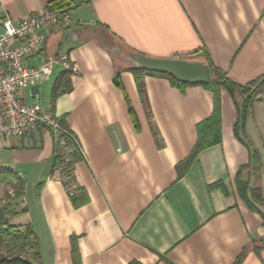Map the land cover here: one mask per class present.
Segmentation results:
<instances>
[{"label":"crops","instance_id":"1","mask_svg":"<svg viewBox=\"0 0 264 264\" xmlns=\"http://www.w3.org/2000/svg\"><path fill=\"white\" fill-rule=\"evenodd\" d=\"M56 1L63 0H0V19L16 22ZM64 1L70 22L46 30L28 64L65 55L75 71L55 65L21 95L75 137L69 182L77 205L61 183L50 131L0 141V175L9 181L0 183V200L20 186L9 199L8 225L32 233L30 263L234 264L243 253L241 264H264L262 219L235 189L244 167L242 176L261 188L264 201V91L249 109L246 146L233 136L237 113L220 89L221 142L184 168L198 124L212 114L213 94L145 74L142 98L126 69L121 88L115 85L117 65L129 67L109 53L204 62L246 85L264 76V0ZM60 76L69 89L53 100ZM253 151L259 165L250 162Z\"/></svg>","mask_w":264,"mask_h":264},{"label":"built area","instance_id":"2","mask_svg":"<svg viewBox=\"0 0 264 264\" xmlns=\"http://www.w3.org/2000/svg\"><path fill=\"white\" fill-rule=\"evenodd\" d=\"M70 11L47 7L16 22L8 18L0 19V141L4 138H21L36 130L50 131L53 135L55 156L63 160L58 167L63 171L61 183L67 195L72 197L76 195L77 188L69 182L72 170L69 166L71 159L67 156L74 149L79 150L78 143L69 131L61 128L58 118L49 110L39 105L27 104L21 95L27 84L43 82V78L55 65L70 72L75 71L74 65L65 55L46 58L35 66L28 64V60L42 47L45 31L68 24ZM9 195L11 199L14 193L10 191ZM0 207L12 210L9 199L0 200ZM0 225L2 229L7 227L5 223ZM18 227L25 230L24 225Z\"/></svg>","mask_w":264,"mask_h":264},{"label":"trees","instance_id":"3","mask_svg":"<svg viewBox=\"0 0 264 264\" xmlns=\"http://www.w3.org/2000/svg\"><path fill=\"white\" fill-rule=\"evenodd\" d=\"M70 5L67 1H56L50 3L51 9H65ZM118 68L114 74V83L117 87L121 88L120 81H119V72L123 69H126L132 73L135 79L136 88L138 89L139 94L141 97H144V88H143V78L145 74H153L157 76H163L166 77L171 81L173 85L181 89L182 91L186 86L189 85H199L203 88L207 89L213 94V98L215 99L214 108L212 110L211 116L204 121L202 124H198L197 127V141L194 146V149L191 151L190 156L187 158V160L184 163H181V165L186 168L188 164L192 162L195 155L203 149H207L210 146L217 145L221 142V122H220V115H219V102H218V92L220 89H223L227 92L229 95V98H231L234 106L235 111L237 113V120L234 122L233 125V136L238 139L240 142L245 144L246 146H249V143L247 142V136L245 134V122L248 118V115L250 113L251 105L254 99L257 95L262 93L264 91V76H262L259 79L253 80L246 85H238L234 84L231 80H229L223 72H221L218 68L216 69L211 64H209L210 68V80L207 83H199V84H188L181 82L180 80L174 78L171 75L168 74H159L155 72H148L144 70H134L131 68H121L119 65H117ZM69 89V85L66 82L65 78L63 76H60V78L57 80L53 90H52V98L53 100L58 96L59 94L63 93L64 91ZM72 155H68L71 158V164L73 161L77 159L76 154H78V149H74L71 153ZM56 157V160L60 164L63 160L59 159V157ZM259 158L258 155L253 151L251 154V161L253 164L259 165ZM70 165V164H69ZM246 168H240L237 171V174H235V184L238 195L242 202L245 204V206L250 209L251 211H254L258 213L262 219V227H264V214L261 211V208L264 206L263 196L261 188H250L249 182L246 178H244L242 175L243 171ZM70 174V172H69ZM0 183L1 185H7L9 183L7 175H0ZM20 193L18 192L17 195ZM73 203L77 205L76 199L74 196H72ZM4 213V212H3ZM3 214L0 215V219H2ZM5 225H7L5 223ZM14 224L13 225H7L6 229H2V225H0V245H7L9 248V251H11V254L7 256L0 255V264H31L27 260V257L25 256V252L29 249L32 250L35 245L32 240V233L29 229L19 232L15 230ZM258 251V249H256ZM244 258V254L241 253L240 256L237 258L234 264H241L242 260ZM33 259H36V254H33ZM128 264H139L136 261L130 262Z\"/></svg>","mask_w":264,"mask_h":264},{"label":"water","instance_id":"4","mask_svg":"<svg viewBox=\"0 0 264 264\" xmlns=\"http://www.w3.org/2000/svg\"><path fill=\"white\" fill-rule=\"evenodd\" d=\"M109 53L117 60L134 70H144L159 74H168L188 84L207 83L210 80V68L207 64L178 59L150 58L141 54L128 53L121 56L119 50L111 48Z\"/></svg>","mask_w":264,"mask_h":264},{"label":"rangeland","instance_id":"5","mask_svg":"<svg viewBox=\"0 0 264 264\" xmlns=\"http://www.w3.org/2000/svg\"><path fill=\"white\" fill-rule=\"evenodd\" d=\"M249 143H250V141H249ZM19 189H20V186H18V185H15V187L13 188V192L15 193V195H17L18 194V192H19ZM2 192L4 193L5 191H3V189H2ZM9 197H10V195H9ZM9 197H7V198H3L4 200H7V199H10ZM4 212V213H3ZM12 211H10V210H7V209H5V208H1L0 207V215L1 214H3V217H2V219H0V224H4V223H6L7 225H8V220H9V217L11 216V213ZM4 222V223H3ZM15 230L16 231H19V232H23L24 231V229H20L18 226H16L15 227ZM9 254H11V251H9V248H8V246L5 244V245H0V255H2V256H7V255H9ZM25 256L27 257V260H29L28 262L30 263V261H32V259H33V250H27L26 252H25Z\"/></svg>","mask_w":264,"mask_h":264}]
</instances>
